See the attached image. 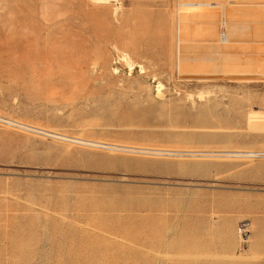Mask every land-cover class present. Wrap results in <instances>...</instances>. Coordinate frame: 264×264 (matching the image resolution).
Wrapping results in <instances>:
<instances>
[{
	"label": "rangeland",
	"instance_id": "1",
	"mask_svg": "<svg viewBox=\"0 0 264 264\" xmlns=\"http://www.w3.org/2000/svg\"><path fill=\"white\" fill-rule=\"evenodd\" d=\"M205 1L234 49L201 3L0 0V264H264V0Z\"/></svg>",
	"mask_w": 264,
	"mask_h": 264
},
{
	"label": "bare ground",
	"instance_id": "2",
	"mask_svg": "<svg viewBox=\"0 0 264 264\" xmlns=\"http://www.w3.org/2000/svg\"><path fill=\"white\" fill-rule=\"evenodd\" d=\"M182 1H185V3H184L185 5L190 4V3H197V4L201 3V4H203V6L200 8H193V9H191L189 6H183L182 8H180L179 9V25H180V28H183V26L186 27L187 24H190L189 22L190 21L192 22V20L194 18H197L198 12L201 11L199 14H200V17L202 18V19H200V20H202V23H200L199 25L197 24V27L199 29L198 33L201 35L202 38H204L201 40H202V42H204V44H205L204 46H206L207 49H210V51H213L214 49H217V50L218 49H222V50L225 49V50L230 51L237 46L236 43L238 41L236 40V37L238 35H236L237 34L236 28H237V23L240 20V19L238 20L237 17L238 16L241 17V15H242L239 13L240 10L230 9V11L228 12L227 11L228 7H227V9L225 8L229 15L227 16V15H225L226 13L222 12L223 18L221 19L222 21L220 20L222 27H220L221 25L219 24L220 26H217L218 29H214L215 27H213L212 20L217 19V18L211 19L212 18V15H211L212 12L210 9L215 8V7L216 8L220 7L219 9H221V8L225 7L227 4L231 5V3H227V4L218 3V2L210 3L209 1H205V0H203V1H201V0H182ZM260 5H262V7H263V10H262V14H263L262 16L263 17L262 18L264 21V2H262ZM260 5H258V6H260ZM231 6H234V4H232ZM256 9H258V8H256ZM242 11H244V10H242ZM219 16L220 15L218 14V17ZM216 21L219 22V20H216ZM214 23H216V22H214ZM262 23H264V22H262ZM219 29H221V30H219ZM201 40H199V41H201ZM263 63H262V65H263ZM234 71H235V69H234ZM231 72H232V74H229L227 76H234V79H236V80L252 81L253 79L258 78V76L245 75L240 70H236L237 73H233L232 70H231ZM0 124L7 125V123H5V121L2 118H0ZM259 153L260 152H257L256 155ZM261 153H264V152H261ZM210 155H213V154H210ZM258 158H261V157L258 156Z\"/></svg>",
	"mask_w": 264,
	"mask_h": 264
},
{
	"label": "built area",
	"instance_id": "3",
	"mask_svg": "<svg viewBox=\"0 0 264 264\" xmlns=\"http://www.w3.org/2000/svg\"><path fill=\"white\" fill-rule=\"evenodd\" d=\"M258 156L264 159V153L260 152L259 154L256 155V158H258Z\"/></svg>",
	"mask_w": 264,
	"mask_h": 264
}]
</instances>
